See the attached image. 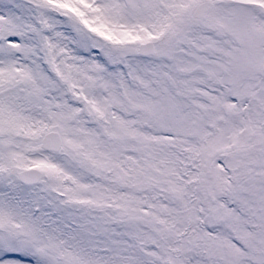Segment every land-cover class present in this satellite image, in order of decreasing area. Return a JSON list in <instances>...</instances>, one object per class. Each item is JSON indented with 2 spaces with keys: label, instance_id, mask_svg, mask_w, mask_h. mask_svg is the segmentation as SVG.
<instances>
[{
  "label": "snow or ice",
  "instance_id": "snow-or-ice-1",
  "mask_svg": "<svg viewBox=\"0 0 264 264\" xmlns=\"http://www.w3.org/2000/svg\"><path fill=\"white\" fill-rule=\"evenodd\" d=\"M0 264H264V0H0Z\"/></svg>",
  "mask_w": 264,
  "mask_h": 264
}]
</instances>
